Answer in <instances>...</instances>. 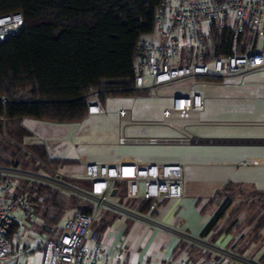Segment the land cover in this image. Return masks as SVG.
Here are the masks:
<instances>
[{
	"label": "built area",
	"instance_id": "obj_1",
	"mask_svg": "<svg viewBox=\"0 0 264 264\" xmlns=\"http://www.w3.org/2000/svg\"><path fill=\"white\" fill-rule=\"evenodd\" d=\"M23 23L21 12L0 15V42L9 34L18 32ZM211 25L233 27L231 55L206 58ZM246 31L254 41L244 52H239L238 37ZM138 53L129 86L111 89L88 87L84 94L88 115H108L102 94L113 99L114 92H140L147 97L167 99L168 103L161 108L159 117L151 119H133L130 108H119L116 112L119 144L223 142L221 138L200 137L187 129L219 123L201 118L204 97L200 91L189 87L182 93L162 94L161 88L187 77L244 78L248 73L264 72V0H161L154 17V32L140 42ZM209 63L211 68H208ZM242 83L264 85V79H243ZM0 100L3 103L8 101L5 96ZM132 125L164 126L179 135L125 136L124 128ZM0 176L8 177L0 182V264H123V254L118 252L112 256L96 229L104 214L112 212L154 224L152 216L156 203L179 198L183 192L182 165L179 163L147 162L128 177L118 162H85L79 169L67 171L51 166L30 170L0 164ZM19 179L76 196L90 204L91 210L74 212L57 238H42L34 229L37 221L24 189L16 188ZM75 182L90 183V189L79 187ZM117 182L126 183L121 195L116 194ZM131 201L136 202V207L129 205ZM142 201L149 202L146 211L138 208ZM21 229L35 241L31 247L35 249L33 253L26 249L27 242L22 240ZM178 238L183 244L197 246L211 254L207 263L264 264L260 259L239 254L201 236L179 232ZM180 263L186 264V261L180 260ZM197 264H204V261Z\"/></svg>",
	"mask_w": 264,
	"mask_h": 264
},
{
	"label": "trees",
	"instance_id": "obj_2",
	"mask_svg": "<svg viewBox=\"0 0 264 264\" xmlns=\"http://www.w3.org/2000/svg\"><path fill=\"white\" fill-rule=\"evenodd\" d=\"M160 2L0 0V15L21 12L24 20L18 32L9 34L0 42V97L5 96L8 100L6 103L0 100V134H3L7 122L26 117L58 123L82 121L88 116L84 96L88 87L129 86L133 80V62L139 54L138 46L146 36L153 34L154 17ZM248 34L247 31L240 34L238 41ZM210 37L212 49L207 51L206 58L232 54L233 27L211 25ZM245 50L244 45L238 49L239 52ZM113 94L144 95L134 91ZM16 131L24 134L25 130L18 127ZM8 132L13 138L21 136L11 130ZM31 152L19 156L16 151H7L5 147L0 149V164L37 170L41 168V161L48 165L59 161L48 158L41 144L33 145ZM70 162L65 160L64 163ZM7 178L0 176V182ZM17 182L16 188L24 189L34 216L40 221L34 229L42 238H49L50 232L60 230L54 238L59 236L62 229L58 224L68 203L77 205L74 212L91 210L90 204L76 196L38 183L27 184L21 179ZM232 200L224 198L201 237L204 238L203 235L224 217ZM148 206V201H142L138 208L146 211ZM259 206L264 208V203ZM261 229H264V212L251 225L247 235L256 237ZM28 251L33 253L35 249ZM260 260L264 262V256Z\"/></svg>",
	"mask_w": 264,
	"mask_h": 264
},
{
	"label": "crops",
	"instance_id": "obj_3",
	"mask_svg": "<svg viewBox=\"0 0 264 264\" xmlns=\"http://www.w3.org/2000/svg\"><path fill=\"white\" fill-rule=\"evenodd\" d=\"M234 78H239L238 82L233 83L236 88L264 86L242 83L243 79L253 80L254 78L230 77L223 79ZM223 79L219 78L218 81L221 80L222 82ZM116 96L118 95H114L113 99ZM240 98L251 101L247 109L242 107V110H240L241 114L246 113L245 115L236 119H214L211 121L219 123L208 126L264 127V124H262L264 123V108H259V105L264 106V95L252 94L251 90L245 89ZM105 100L108 99L103 97V102ZM157 116L159 115L155 117ZM220 121H223V123L221 124ZM221 139L224 141L216 144H243V154L214 157L212 155L200 156L199 154L144 153L137 156L123 154L107 160V162L121 163L122 172L127 177L147 162L179 163L182 165L183 176L182 196L157 202L152 216L155 221L154 224H146L140 220L129 219L112 212H107L103 216L97 223L96 229L100 232V239L109 248L112 256L121 252L123 254V264H181L180 260H185L186 264H197L202 260L204 264H239L222 261L207 263L211 254L197 246L183 244L178 238L179 232L194 237L202 235V231L224 201L222 192L226 187L245 188L257 194H264V152L258 149L259 146L264 145V138ZM117 144L126 146L119 144L118 141ZM128 145L149 147L189 146ZM83 163L85 161L80 162L78 166L80 167ZM125 188V182H117L116 194H123ZM248 202L252 201L249 200ZM236 203L238 202L233 199L231 204L227 205L224 217L203 236L206 240L226 246L239 254L261 259L264 256V229H261L256 237L248 236L247 233L257 217L264 212V208L258 205L256 211L251 216L246 217L243 214V209L239 208L240 204ZM129 205L136 207L137 204L131 201ZM244 211L246 212V210Z\"/></svg>",
	"mask_w": 264,
	"mask_h": 264
},
{
	"label": "rangeland",
	"instance_id": "obj_4",
	"mask_svg": "<svg viewBox=\"0 0 264 264\" xmlns=\"http://www.w3.org/2000/svg\"><path fill=\"white\" fill-rule=\"evenodd\" d=\"M254 41L252 35L248 34L242 38L241 42H237L238 49L240 46L249 47ZM212 49L211 37L208 42L207 51ZM210 59V57H208ZM212 64H208L211 68ZM246 78L264 79V72L246 74ZM219 78H193L187 77L176 83L161 88V93H182L189 87H193L200 91L204 97V108L201 112L203 120H214L220 118L236 119L245 114H241L242 107L247 109L250 104L245 98L241 99L245 89L251 90L252 94L264 95V86H243L236 88L233 83L238 82L237 79ZM221 82V83H220ZM257 102V101H254ZM253 102V103H254ZM168 103L164 98H151L143 95H118L114 99L105 100L104 108L108 115H88L81 122H52L35 118H22L21 120H13L5 124L3 134H0V149L7 148V151L13 150L17 155L22 153H30L31 147L35 144L43 145L48 158H59L56 164L48 165L41 161V168L47 166L59 168L62 170L79 169V163L89 162H107L109 158L118 155H142L144 153H168L169 155H188L199 154L200 156L221 157L231 154L243 153V144L225 143V144H195L189 146H142V145H126L119 146L117 144V110L119 108H130L133 119H151L156 115L160 116L161 108ZM261 104V103H259ZM258 104V105H259ZM259 108H264L260 106ZM158 116V117H159ZM18 127L24 128V134L19 133ZM190 132L200 137L214 138H264V127H241V126H190L187 128ZM8 130H11L21 136L13 138ZM125 136H177L167 127L158 125H139L126 126L123 130ZM12 138V139H11ZM9 141H12L11 145ZM16 146V148H15ZM19 147V150H16ZM259 151L264 152V145L258 147ZM19 159V158H18ZM21 159V158H20ZM70 160V163H64ZM79 160V163H78ZM79 167V168H78ZM184 174V173H183ZM79 187L90 189V183L75 182ZM230 197L240 204L243 214L251 216L256 211L257 206L264 203V196L245 188H227L224 192V198ZM248 198V199H247ZM252 202H248V201ZM77 206V205H76ZM76 206L68 203L64 216L61 218L58 226L63 229L67 219L74 213ZM247 208V209H246ZM246 210V212L244 211ZM241 211V216H242ZM41 214V213H40ZM39 214V215H40ZM41 220V217L39 216ZM245 219V218H244ZM37 223L40 221L36 219ZM54 228V227H53ZM60 231V230H59ZM59 231L50 232L49 239H55ZM20 234L22 240L29 244L30 249L35 243L33 238L27 236L28 232L21 229ZM254 234V233H252ZM47 238V237H46ZM36 259L37 253L34 254ZM27 262V261H26ZM36 262V260H34ZM35 264V263H34Z\"/></svg>",
	"mask_w": 264,
	"mask_h": 264
},
{
	"label": "bare ground",
	"instance_id": "obj_5",
	"mask_svg": "<svg viewBox=\"0 0 264 264\" xmlns=\"http://www.w3.org/2000/svg\"><path fill=\"white\" fill-rule=\"evenodd\" d=\"M221 122V121H220ZM223 122V121H222ZM231 123V122H230ZM253 123V122H252ZM222 124V123H221ZM245 124V123H244ZM262 124H264V123H262ZM230 125V124H229ZM128 140H134V138L133 137H126Z\"/></svg>",
	"mask_w": 264,
	"mask_h": 264
}]
</instances>
